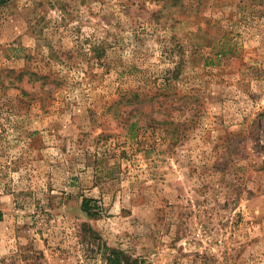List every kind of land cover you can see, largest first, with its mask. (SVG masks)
Listing matches in <instances>:
<instances>
[{"label": "rangeland", "instance_id": "obj_1", "mask_svg": "<svg viewBox=\"0 0 264 264\" xmlns=\"http://www.w3.org/2000/svg\"><path fill=\"white\" fill-rule=\"evenodd\" d=\"M0 264H264V0L0 4Z\"/></svg>", "mask_w": 264, "mask_h": 264}, {"label": "trees", "instance_id": "obj_2", "mask_svg": "<svg viewBox=\"0 0 264 264\" xmlns=\"http://www.w3.org/2000/svg\"><path fill=\"white\" fill-rule=\"evenodd\" d=\"M7 0H0V4H2V3H4V2H6ZM134 124V123H133ZM134 125H131V127H130V130L132 129V127H133ZM82 206H83V209L85 210V211H87V212H89L90 211V203H89V199H84V201H83V204H82Z\"/></svg>", "mask_w": 264, "mask_h": 264}]
</instances>
